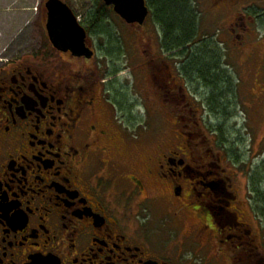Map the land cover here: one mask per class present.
<instances>
[{
  "label": "flooded vegetation",
  "instance_id": "obj_1",
  "mask_svg": "<svg viewBox=\"0 0 264 264\" xmlns=\"http://www.w3.org/2000/svg\"><path fill=\"white\" fill-rule=\"evenodd\" d=\"M82 26L90 56L54 47L44 25L45 44L0 58V264H264V153L245 162L229 148L190 56L154 53L156 36L139 33L144 75L129 97L109 86L120 71L94 65L95 27Z\"/></svg>",
  "mask_w": 264,
  "mask_h": 264
},
{
  "label": "rangeland",
  "instance_id": "obj_2",
  "mask_svg": "<svg viewBox=\"0 0 264 264\" xmlns=\"http://www.w3.org/2000/svg\"><path fill=\"white\" fill-rule=\"evenodd\" d=\"M62 1L71 8L81 25H91L90 10L101 3L100 0ZM193 1L198 11L197 41L202 37L203 42L208 44L219 40V51L225 59L224 75L229 83V104L227 103L226 110L222 112L225 121L220 120L218 123L217 119L215 123L229 148L244 152L243 160L247 162L246 151L247 154L264 153V88H261L264 84V0ZM41 2L43 0H0V58L17 55L21 49L29 50L38 42L46 43ZM240 17L244 25H235L240 22ZM150 18L148 16L141 25L130 27L112 12L99 22L96 27L98 30L95 29L94 39L99 51L93 63L97 67L99 65L98 68L107 77L114 70L120 71L115 76H110L109 86L122 88L126 92L124 95L129 97L136 94L134 91L142 85L140 82L144 75L139 48L146 50L147 45L138 40V34L147 32L151 33V37L156 36L151 46L154 53H159V39L156 34L159 30ZM231 28H234L233 32L230 31ZM10 32L14 40L5 41ZM252 45L255 50L252 49L254 52L248 58L247 54ZM168 61L171 66L178 58L170 57ZM257 71L260 73L255 78L254 72ZM134 99L130 98L131 101ZM110 102L113 104L116 119L120 120L121 98L112 94ZM140 110L144 113L142 108ZM148 110H145L146 115ZM150 112L151 120L154 117L155 123H158L159 108H151ZM218 117L222 119L221 116ZM244 165L243 170L253 178L256 169L254 162ZM257 165V176L264 184V158ZM193 263L208 264L206 258H195Z\"/></svg>",
  "mask_w": 264,
  "mask_h": 264
},
{
  "label": "trees",
  "instance_id": "obj_3",
  "mask_svg": "<svg viewBox=\"0 0 264 264\" xmlns=\"http://www.w3.org/2000/svg\"><path fill=\"white\" fill-rule=\"evenodd\" d=\"M145 2L149 9L150 19L160 33V49L167 51L180 49L177 50L180 54L184 53L185 57L190 56V74L200 80L204 88L210 91L211 105L217 113L221 114L227 107L230 94L229 83L224 73L218 69L217 58L214 55V52H219L215 48L217 47L216 40H214L215 43L210 44L200 42L195 48L191 46L192 43L198 42L196 39L199 30L198 11L195 9V1L145 0ZM112 12L111 5L103 2L100 6L91 9L89 16L91 27L95 26L98 30L96 27L99 22ZM209 47H213L215 51L213 52Z\"/></svg>",
  "mask_w": 264,
  "mask_h": 264
},
{
  "label": "water",
  "instance_id": "obj_4",
  "mask_svg": "<svg viewBox=\"0 0 264 264\" xmlns=\"http://www.w3.org/2000/svg\"><path fill=\"white\" fill-rule=\"evenodd\" d=\"M111 5L113 11L126 23L141 25L147 14L148 6L145 0H102ZM47 21L45 29L47 35L56 48H69L74 54L91 55L85 44V30L78 22L71 8L61 0H47ZM61 39L63 43H61ZM65 45V46H63Z\"/></svg>",
  "mask_w": 264,
  "mask_h": 264
},
{
  "label": "crops",
  "instance_id": "obj_5",
  "mask_svg": "<svg viewBox=\"0 0 264 264\" xmlns=\"http://www.w3.org/2000/svg\"><path fill=\"white\" fill-rule=\"evenodd\" d=\"M5 34V33H4ZM5 35H7V34H5ZM18 35V34H17ZM9 40H14L13 38H12V33L10 32V34H9V36L7 37V39H5V41H9Z\"/></svg>",
  "mask_w": 264,
  "mask_h": 264
}]
</instances>
